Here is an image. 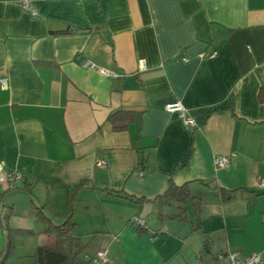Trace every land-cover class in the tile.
Returning a JSON list of instances; mask_svg holds the SVG:
<instances>
[{"label":"crops","instance_id":"1","mask_svg":"<svg viewBox=\"0 0 264 264\" xmlns=\"http://www.w3.org/2000/svg\"><path fill=\"white\" fill-rule=\"evenodd\" d=\"M23 1L0 0V163L22 174L0 183V264L39 247L56 264H264V0ZM116 110L133 121L114 129Z\"/></svg>","mask_w":264,"mask_h":264},{"label":"built area","instance_id":"2","mask_svg":"<svg viewBox=\"0 0 264 264\" xmlns=\"http://www.w3.org/2000/svg\"><path fill=\"white\" fill-rule=\"evenodd\" d=\"M22 7L30 12V14H35V8L31 5L30 1L24 0L22 2ZM165 109L170 112H177L179 118L181 119L183 125L187 128H192L195 125V121L188 114L187 109L179 102L173 101L165 104ZM104 163L103 160L98 162L99 165ZM213 164L216 167H223L228 164V158L226 156L217 155L213 158ZM22 178L20 171L10 168L4 171L2 164L0 163V183L5 182L8 189H14L17 182ZM258 187H264V179H259L257 181ZM131 224L138 226L140 228H147L145 225V219L140 216H134L130 220ZM86 258L92 263L105 264L107 261L106 250L100 249L94 252V254L86 255ZM208 264H262L260 256L256 253L248 255H239L234 251H219L216 253L214 262Z\"/></svg>","mask_w":264,"mask_h":264},{"label":"trees","instance_id":"3","mask_svg":"<svg viewBox=\"0 0 264 264\" xmlns=\"http://www.w3.org/2000/svg\"><path fill=\"white\" fill-rule=\"evenodd\" d=\"M133 113L130 111H122V110H116L112 113H110L107 117V120L112 124L114 129H122L128 125L131 121H133ZM182 191H184L183 187H175L171 185L166 193V197H178L179 192L182 194ZM72 223L68 222L67 220L63 222L61 225L52 227L53 230L60 234L71 226ZM12 242L10 241L9 245V251L11 250ZM8 251V252H9ZM62 254L58 249H49L46 247H39L36 251V258L38 264H56L58 262L59 257H61Z\"/></svg>","mask_w":264,"mask_h":264},{"label":"water","instance_id":"4","mask_svg":"<svg viewBox=\"0 0 264 264\" xmlns=\"http://www.w3.org/2000/svg\"><path fill=\"white\" fill-rule=\"evenodd\" d=\"M9 245H10V240H9V238H7V242H6V244H5L3 254H2L1 257H0V263L5 259V257H6L7 254H8V251H9Z\"/></svg>","mask_w":264,"mask_h":264}]
</instances>
